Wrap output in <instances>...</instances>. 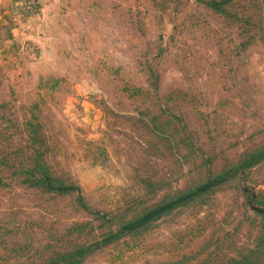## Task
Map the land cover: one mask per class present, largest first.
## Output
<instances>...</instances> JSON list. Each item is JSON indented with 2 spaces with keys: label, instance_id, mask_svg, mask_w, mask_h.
<instances>
[{
  "label": "rangeland",
  "instance_id": "374dc122",
  "mask_svg": "<svg viewBox=\"0 0 264 264\" xmlns=\"http://www.w3.org/2000/svg\"><path fill=\"white\" fill-rule=\"evenodd\" d=\"M0 264H264V0H0Z\"/></svg>",
  "mask_w": 264,
  "mask_h": 264
},
{
  "label": "trees",
  "instance_id": "16d2710c",
  "mask_svg": "<svg viewBox=\"0 0 264 264\" xmlns=\"http://www.w3.org/2000/svg\"><path fill=\"white\" fill-rule=\"evenodd\" d=\"M40 177L41 178H43V180H44V182H47L48 180H49V178L46 176V172H41L40 173ZM204 188V187H203ZM171 206V203H168V204H166V205H164L162 208L164 209V208H168V207H170ZM161 208V209H162ZM82 252V251H81ZM80 252V253H81ZM77 254H79V252H76ZM72 255V253H69V254H67V256L66 257H70ZM73 257V256H72ZM63 259H65V258H63ZM52 262H54V263H57L56 261H52Z\"/></svg>",
  "mask_w": 264,
  "mask_h": 264
}]
</instances>
